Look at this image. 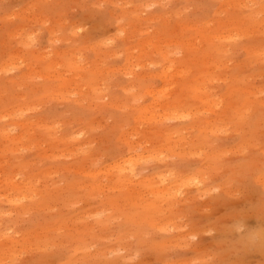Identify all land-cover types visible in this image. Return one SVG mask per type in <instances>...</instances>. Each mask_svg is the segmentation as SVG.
<instances>
[{"label":"rangeland","instance_id":"1","mask_svg":"<svg viewBox=\"0 0 264 264\" xmlns=\"http://www.w3.org/2000/svg\"><path fill=\"white\" fill-rule=\"evenodd\" d=\"M0 264H264V0H0Z\"/></svg>","mask_w":264,"mask_h":264}]
</instances>
